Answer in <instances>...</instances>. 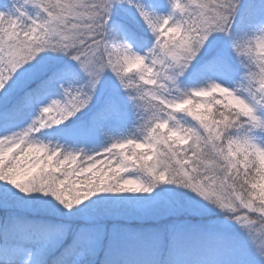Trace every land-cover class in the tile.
<instances>
[{"label": "snow or ice", "instance_id": "6c2138e0", "mask_svg": "<svg viewBox=\"0 0 264 264\" xmlns=\"http://www.w3.org/2000/svg\"><path fill=\"white\" fill-rule=\"evenodd\" d=\"M0 264H264V0H0Z\"/></svg>", "mask_w": 264, "mask_h": 264}]
</instances>
